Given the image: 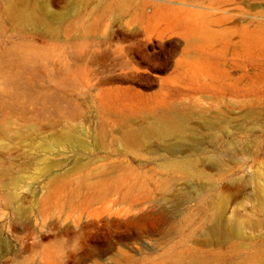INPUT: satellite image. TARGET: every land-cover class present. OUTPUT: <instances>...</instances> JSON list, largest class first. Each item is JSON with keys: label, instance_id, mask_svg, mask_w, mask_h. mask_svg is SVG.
Here are the masks:
<instances>
[{"label": "rangeland", "instance_id": "rangeland-1", "mask_svg": "<svg viewBox=\"0 0 264 264\" xmlns=\"http://www.w3.org/2000/svg\"><path fill=\"white\" fill-rule=\"evenodd\" d=\"M0 264H264V0H0Z\"/></svg>", "mask_w": 264, "mask_h": 264}, {"label": "bare ground", "instance_id": "bare-ground-1", "mask_svg": "<svg viewBox=\"0 0 264 264\" xmlns=\"http://www.w3.org/2000/svg\"><path fill=\"white\" fill-rule=\"evenodd\" d=\"M10 11L13 14L14 17H16L17 19L19 18H24L25 14L22 13L20 10H18L14 5L10 4ZM48 29H51L48 26ZM166 119H163L164 124L167 125L165 126V130L162 132L163 135L165 136H169V135H175V134H181V126H179V121H178V116L174 115V114H167L165 116ZM211 161H218L217 157H213L212 159H210ZM197 161L198 159H185L183 161H181L182 164H184L187 167H190L194 170H196V166H197ZM195 172V171H193ZM194 176H198L196 173H193ZM143 214H141L140 216H142ZM139 216V217H140ZM136 217V220H134V222L138 223V224H145L147 223L145 219V217Z\"/></svg>", "mask_w": 264, "mask_h": 264}]
</instances>
